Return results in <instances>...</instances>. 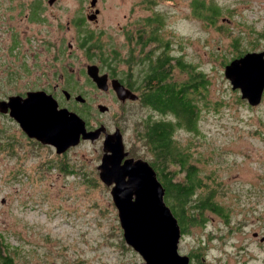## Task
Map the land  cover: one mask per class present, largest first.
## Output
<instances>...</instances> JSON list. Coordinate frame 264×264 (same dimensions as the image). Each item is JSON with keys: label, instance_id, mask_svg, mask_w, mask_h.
Wrapping results in <instances>:
<instances>
[{"label": "rangeland", "instance_id": "1", "mask_svg": "<svg viewBox=\"0 0 264 264\" xmlns=\"http://www.w3.org/2000/svg\"><path fill=\"white\" fill-rule=\"evenodd\" d=\"M49 1L0 0V101L28 91L53 95L54 86L81 95L88 99L90 129L103 125L111 134L119 128L125 152L149 162L153 155L141 137L140 120L149 116L174 124L177 118L140 103L115 104L112 81H120L102 60L111 61L116 74L128 66L138 71L162 49L157 39L166 43L173 64L179 59L207 81L193 97L195 130L173 131L200 182L191 204L211 195L223 211L195 214L202 223L185 229L178 253L193 255L189 264H264V92L261 103L251 107L224 77L225 65L237 55L264 51V0H96L94 8L91 0ZM193 2L214 5L221 14L204 21L193 14ZM94 10L98 15L89 21ZM87 35L100 46L92 55L80 44ZM152 36L156 39L149 42ZM89 66L107 78V92L88 76ZM176 66L171 79L190 81L192 68ZM59 101L79 116L85 108ZM98 106L108 111L101 113ZM2 116L0 235L13 264L143 263L125 244L110 188L99 179L104 135L56 155ZM62 161L74 176L61 171Z\"/></svg>", "mask_w": 264, "mask_h": 264}, {"label": "water", "instance_id": "2", "mask_svg": "<svg viewBox=\"0 0 264 264\" xmlns=\"http://www.w3.org/2000/svg\"><path fill=\"white\" fill-rule=\"evenodd\" d=\"M95 5L96 0H91L90 6ZM97 14L96 10L89 21ZM87 74L98 89H107V78L98 76L96 66L87 67ZM224 77L232 91L240 92L241 100L257 107L264 92V51L231 60L224 67ZM112 89L121 102L137 98L116 80L112 81ZM63 94L69 96L67 92ZM75 101L83 103L84 99L77 96ZM107 110L105 106H98L101 113ZM0 114L13 120L29 140L52 147L56 155L66 153L82 141L94 142L103 134V155L97 169L100 181L110 188L125 244L141 257L143 264H189V257L178 253L180 227L165 203V190L156 172L145 160L127 158L119 129L108 134L101 125L88 131L79 115L58 109L56 100L44 91H30L24 97L1 100Z\"/></svg>", "mask_w": 264, "mask_h": 264}, {"label": "trees", "instance_id": "3", "mask_svg": "<svg viewBox=\"0 0 264 264\" xmlns=\"http://www.w3.org/2000/svg\"><path fill=\"white\" fill-rule=\"evenodd\" d=\"M213 6L209 5L205 8L203 3L193 2L192 11L196 17L201 15L204 21L208 19L214 22V19L220 16L221 11L216 6H214L215 11L211 10L210 7ZM36 12L35 10L33 15L36 16ZM77 22L81 25L83 20ZM155 39V36H152L149 42ZM80 41L81 47L90 55L94 53V50H100V46L91 35L82 37ZM157 42L162 44V49L151 54V58L145 59L142 68L138 71H132V66H128L129 70L116 74V66L112 65L111 61L108 62L107 59H103L102 62L111 72V76H117L119 81L124 83L127 88L140 93L142 106L148 107L161 115L172 114L177 118L173 124L170 120H155L148 116L142 120V123L140 120V124L143 127L141 137L147 143L153 155L152 160L147 162L156 172L157 179L165 190V203L177 219L182 235L187 227L202 223V220L199 221L195 214L210 211L214 214L223 215L222 209L213 202L211 195H208L205 199H199L193 205L191 204L194 190L199 188L200 185L197 170L190 164L188 155L180 150L173 140V131L180 126L187 130H195L197 108L196 104H193V97L198 91L201 93V90L206 87L207 81L201 72H195L191 66L182 63L179 59L173 64L174 58L168 56L165 52L167 44L159 41V39H157ZM148 43L144 44L143 47ZM242 53L233 59L250 52ZM130 58L131 60L134 59L132 56ZM114 59L116 61V58ZM173 65H177L176 67L184 71L191 67L190 81L185 83L173 81L171 79ZM84 109L86 107L82 108L80 116L89 127ZM2 117L9 119L6 115ZM182 122L187 127L183 126ZM71 167L69 162L62 161L61 171L74 176L75 171ZM171 168H176V170ZM179 176H181V179H178ZM5 240L0 235V264H13L9 246ZM187 256L191 258L193 255L189 254Z\"/></svg>", "mask_w": 264, "mask_h": 264}, {"label": "flooded vegetation", "instance_id": "4", "mask_svg": "<svg viewBox=\"0 0 264 264\" xmlns=\"http://www.w3.org/2000/svg\"><path fill=\"white\" fill-rule=\"evenodd\" d=\"M96 10H94V12H95ZM98 11V10H97ZM98 15V14H97ZM96 15V16H97ZM98 75L99 76H103L104 74L102 73V72H100V69H99V72H98ZM113 78V77H112ZM112 78H110V79H112ZM111 82V81H110ZM120 84L121 85H123V87L125 88V89H127V90H129L131 93H133L137 98H136V100H134V101H132V100H129V99H126L125 101H123V102H121L117 97H116V95H115V93H114V95H115V99H114V102H115V104H120V106L123 108L125 105H127V104H130V105H135V104H137V103H140L141 105H142V103H141V97H140V93L139 92H134L133 90H131L130 88H127V86L124 84V83H122V82H120ZM96 86V85H95ZM109 87L111 88V84L109 83V82H107V89L105 90V92H107L108 90H109ZM112 89V88H111ZM110 89V90H111ZM40 91V90H39ZM112 92H113V90H111ZM28 92H30V91H28ZM45 92V91H44ZM63 92H66L65 90H62L60 87H58V86H54V88H53V90H52V94L55 96H53V95H51L55 100H56V102H57V104H58V109H67V110H69V111H71V112H73L72 111V108H68V107H65L64 105H63V103H60V101H59V99H60V97L62 98V99H64V101H65V104H68V105H70V104H78V105H80V106H83V107H86L87 106V104H88V99H84V102L83 103H79V102H76L75 101V97H77V96H81V95H77V96H73L72 94H69L68 92V94H69V96L68 97H65V95L63 94ZM27 93V92H26ZM46 93V92H45ZM47 94V93H46ZM50 95V94H49ZM25 96V95H24ZM24 96H22V97H24ZM82 97V96H81ZM74 102V103H73ZM71 106V105H70ZM108 109V108H107ZM84 110H86V109H84ZM108 111V110H107ZM106 111V112H107ZM105 112V113H106ZM75 113V112H74ZM7 116V115H6ZM86 123V122H85ZM101 126V125H100ZM86 127H87V130L88 131H90V130H93V129H96L97 127H95V128H93V129H90V127H88L87 125H86ZM114 129H119V128H114ZM31 141H33V140H31ZM35 142V141H34ZM127 153H128V156H127V158H132V157H130V155H129V152L127 151ZM192 262V261H191ZM141 264H143V263H141ZM191 264V263H190Z\"/></svg>", "mask_w": 264, "mask_h": 264}, {"label": "bare ground", "instance_id": "5", "mask_svg": "<svg viewBox=\"0 0 264 264\" xmlns=\"http://www.w3.org/2000/svg\"><path fill=\"white\" fill-rule=\"evenodd\" d=\"M92 8V7H91ZM94 8V7H93Z\"/></svg>", "mask_w": 264, "mask_h": 264}]
</instances>
